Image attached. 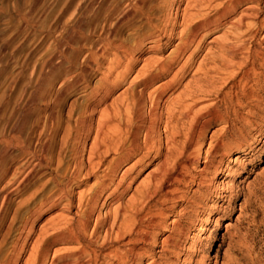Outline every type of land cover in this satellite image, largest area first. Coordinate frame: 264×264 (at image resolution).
<instances>
[{
	"label": "rangeland",
	"instance_id": "374dc122",
	"mask_svg": "<svg viewBox=\"0 0 264 264\" xmlns=\"http://www.w3.org/2000/svg\"><path fill=\"white\" fill-rule=\"evenodd\" d=\"M143 1L140 6L136 5L138 0H0V146L7 138V134L3 137L6 123L14 124L16 116L21 114L28 119L24 136L33 145V150L37 149L36 143L45 126L51 130L48 132V157L52 162L51 167L42 171L43 175L33 180L31 189L13 196L12 211L0 224V264L30 261L33 244L48 249L47 264L65 250L78 248L74 244H44L45 234L48 236L53 228L64 227L76 219L77 207L75 204L71 209L67 206L62 209L58 205L50 209L48 205H42L43 200L69 184L68 191L75 203L81 195L91 198L96 194L95 185L109 167H114L115 173L108 192L103 194L121 187V199L108 208H111L112 216L115 209L120 208L126 219L123 233L127 235L111 248L101 249L103 232L110 225L103 228L98 219V215L106 213L101 209V202L106 197L100 199L93 207L87 233L90 241L95 227L101 228L102 236L97 244L94 242L100 255L98 264H123L119 258L125 255V264H184V260H188L185 264H264V31L251 43L245 42L248 38L232 41L236 34L243 32L229 26L230 19H237L246 6L240 4L229 19L212 25L211 33L204 40L206 49L189 60L181 74L178 90L174 94L170 90L173 83L159 93L157 87L173 79L175 72L186 62V56L179 57L167 77L153 85L144 88L138 82L157 63L175 57L181 32L186 27L183 15L190 12L195 13V20L201 14L214 20L217 18L216 6L234 0ZM151 36L159 40L156 47L150 49ZM223 37L239 49L228 57L227 68L210 59L214 53L220 54L219 43ZM249 48L257 51L259 57L247 58ZM207 70L211 73L206 74ZM200 88L203 94L189 119L181 114L183 104L184 107L189 105V94ZM221 92L227 94L225 101ZM159 95L163 100L159 101L157 114L163 113L157 124L158 130L152 131L156 139L151 140L146 136L147 126ZM184 99L189 101L184 102ZM217 110L227 114L222 122L213 121L206 131L198 127L191 129L195 114L208 115ZM51 113L53 118L49 121ZM174 113L178 118L180 115L179 120L170 118ZM226 118L235 125L234 128L226 126ZM246 119L248 125L245 127ZM84 122L91 124L94 130L85 146L84 137H80ZM100 123L104 124L100 139L105 138L106 143L93 160L96 170H92L87 166V157ZM223 133L224 139L221 138ZM245 144L252 149L239 158L242 163L235 167L244 170L243 173L238 177L231 176L232 171L226 173L228 175L217 191L220 199L213 203L217 161L228 148ZM119 146L124 149L116 152ZM215 147L217 151L212 150ZM168 149L174 153L167 158ZM11 151L6 164L14 166L21 179L27 168H19L23 164L18 163L20 159L12 160L18 152ZM194 153L197 159L193 158ZM178 158L185 179L162 186L157 175L159 166L169 167L168 164L172 167ZM76 159L83 161L84 172L77 180L72 178ZM14 170L0 185V202L4 185ZM156 191L158 194L154 196ZM16 211L19 218L13 221ZM30 215L35 220L33 232L29 245L20 252L17 249L22 244L19 227ZM54 219L56 221L52 222ZM193 222L198 226L203 223L202 234L198 226L191 231ZM168 236L179 240H176L178 244L176 241L163 244Z\"/></svg>",
	"mask_w": 264,
	"mask_h": 264
},
{
	"label": "bare ground",
	"instance_id": "6f19581e",
	"mask_svg": "<svg viewBox=\"0 0 264 264\" xmlns=\"http://www.w3.org/2000/svg\"><path fill=\"white\" fill-rule=\"evenodd\" d=\"M177 1H182V0H177ZM210 1H212V0H210ZM234 1L233 2H224V3H220L219 5H217L216 8H215V10H214L216 12L217 18L214 19V20H212L211 18H209L207 16H202V14H201V16H199V14L201 12L198 14L199 17L196 20H195L196 17L194 16L195 13L194 14H190V12H189V13L184 14L182 20L186 24V27L181 32L182 38L180 40L181 42L179 41V43H180L179 46H176L175 53H174L175 54V57H173L171 60L169 59L170 61H165L164 60L163 62L157 63L155 67L151 68L152 71L147 72L145 78L143 80L141 79L142 80L141 82H138V83H140L139 86H143L144 88H147V87L153 85L154 83H156L157 81H159V80L167 77V75L171 71V68L173 66V63L179 57L186 56L187 57L186 62L175 72V74L173 76V79L162 82V84H160L157 87V89H156V92H159L160 93V92L168 89L167 86L170 87L173 83H175V85L174 86L172 85V87L170 88V90H173L174 91L173 92V94H174L178 90L176 88L180 84L181 74L184 73L185 67H186L187 63L189 62V60L192 59L195 56H198L199 53L204 50V48H205V46H203L204 40H205L206 36H208L211 33L210 32V29H211L212 25H216L217 23H220L223 19L224 20H226L227 18L229 19L230 16L234 15L237 12V9H238L237 7L240 4H245L246 6H245L244 10L242 11V13L237 17V19H235V18L234 19L232 18V20L230 19L229 26H232L233 29L235 28L236 31H238V32H240V31H243V32H241L240 34L239 33L236 34V37L232 41H235V40H239L240 41V39H243V38L244 39L245 38H248V39L245 40V42L250 41L249 43H251V41H255L256 38H257V35H259L261 32L264 31V0H234ZM143 2H144L143 0H138V4H136V5H140L141 6V4ZM135 3H136V1H135ZM201 10H199V11H201ZM174 24H176V22ZM172 26H173V24H172ZM167 27H168V25H167ZM154 29L157 30V28H154ZM242 29H245V30H242ZM152 30H153V28H152ZM155 33H156V31H155ZM157 37H158V35H157ZM152 38L153 39L150 40V45H148V47L150 49L151 48H155L156 47V44H157V42L159 40L158 38H156L154 36ZM216 38L218 39V36ZM220 41H221L219 43V45H220L219 46V48H220V54L215 55V53H214V55L210 59L212 60V62L214 64H216L217 62H221V63H223V66L227 68V67H229V64H228V61H227L228 57H230L233 54V52L234 53L237 52L236 50L238 48H235L234 47V45H236V44H233V47H232V45L230 43H228V41H229L228 38H224L223 37V39L220 40ZM237 43H239V42H237ZM238 46H240V45H238ZM252 48H254V47H252ZM191 51H192V53L189 55V53ZM248 53H249V56L247 58H249V59H252L253 57H255V59H256V57L257 58L259 57L258 52L252 50L251 48H249V52ZM91 54L93 55V53H91ZM172 55L173 54H171V56ZM99 58H101V57H99ZM94 59H95V57H94ZM245 61H246V59H245ZM218 66H220V65H218ZM51 68H53V66H51ZM200 68H201V66H200ZM110 69H112V68H110ZM207 69L211 71V68H207ZM48 70H50V69H48ZM208 70H207L206 74H208V72L209 73L212 72V71L210 72ZM222 70H223V68H222ZM215 72H216V70H215ZM251 72H252V70H251ZM187 74H188V72H187ZM249 75L250 74L248 73L247 76H249ZM206 76H208V75H206ZM102 77H103V75H102ZM105 79H106V77H105ZM133 87H135V86H133ZM154 94H156V93H154ZM202 94H203L202 88H200L198 90H195V91H192L189 94L190 101L187 100V101H189L191 103L189 105L186 104L185 107H184V104H183V111H182V113L180 111V113L183 116L189 117V119H191L190 118V114H192V112L198 106V104H199L198 101L200 99L199 96H201ZM220 95L221 96L223 95V101H225L226 98H227V94H225L224 92H221ZM160 100H163V99L159 95L158 101H156L154 103V105H153L154 106V109L150 113V119L151 120H150V123H148L149 126H147L148 127L147 128L148 131L146 133V136H147V138H149L151 140L154 137V135H152V131H154L155 129L158 130L157 124L160 123L161 118H162L163 111H160V113L157 114V112H158L157 109L161 105L160 102H159ZM169 100H170V98H169ZM180 100L181 99H179L178 101H180ZM187 101H185V99H184V102H187ZM166 102H167V100H165L164 103H166ZM184 102H182V103H184ZM221 102L222 101H220V103ZM177 103H175V104H177ZM179 104H181V101H180ZM162 106H163V104H162ZM207 109H208V107H207ZM209 110H210V108H209ZM220 110H222V109H220ZM165 111H167L166 108H165ZM223 111H225V110H223ZM48 113H50V112H48ZM88 113H90V112L88 111ZM225 114L226 113H223V112L218 111V110L216 112L212 113V114L209 113L208 115H203V113H201L199 115L198 114H195L194 115V118L192 119L191 129H193L195 127H198L202 131H206L210 127V125L212 124L213 121H221V120H223ZM85 115H87V114H85ZM16 117L17 118H16V121H15L14 124L11 123V121H9L8 123L5 122L6 125H5V128L3 130L4 131V136L3 137H5L6 134H7V136H6L7 138H5V141H3L4 143L0 146V185H1V183H3L8 178V175L10 174V172L14 170V168H13L14 166L12 167L9 164H6V160H7L8 157H10L9 155H10V151L12 149H15V151L18 152V153L14 154L12 156V160L20 159V162H18V163H23V164L19 168H27V169H26L25 173L23 174L24 177L21 178V179L18 177L19 174L17 173V170H14V174L6 182V184L4 185V190H5V191H3L4 192V196H3L2 201L0 202L1 203V205H0V224H3L4 220L9 216V214L12 211L11 210V203H12L13 196H15L17 194H20V193L26 192L30 188V186H33L32 185L33 184V180H35L39 176L43 175L42 174L43 173L42 171L44 169H47V168L51 167V164H52V162L50 161V159L48 157L49 151H50V146H49L50 139L48 137V132H50L51 130L49 131L48 130V127L45 126L44 133L41 135L38 143H36L37 149L36 150H33L32 149V146L33 145L31 146V144L28 142V140L24 136L25 129H26V126L28 124V119L25 118L21 114L20 115H17ZM48 117H49V121H50L53 118V114L52 113L49 114ZM170 118L172 120H174V121L177 120V119L179 120L180 115H179V118H178L175 115V113H174L172 115V117H170ZM91 119H92V117H91ZM247 120L248 119H246L245 123L243 124L245 127L248 125ZM144 121L146 122V120H144ZM224 123L229 128H234L235 127V125L232 122H230L229 119L225 120ZM30 124H32V123L30 122ZM50 124H51V122H50ZM103 125L104 124L101 125V123H100V125H98V129L95 130L96 131V136H95V139H93L94 142H93L92 146L90 147V154L87 157V166H89L92 170L95 169V165L92 164L93 160L95 159L96 155L98 154V152H99L102 144H105L106 143V140H104L105 138L104 139H100V136H101L100 135V131H101V128H102ZM253 125H255V124H251V126H253ZM43 127H44V125H43ZM80 127H79V129H80ZM81 129H82V133L80 134V137H84L83 138V140H84L83 146H85L86 145V141H87V139H89L90 134H91V132H92L93 129H92L91 124H89L88 122H84L82 124V128ZM142 129H144V128H142ZM121 132H123V131H121ZM108 133H110V131ZM49 136H50V134H49ZM225 137H226L225 136V133H223L221 135V138L224 139ZM154 138L156 139V137H154ZM77 140H79V139H77ZM172 140H173V138H172ZM127 143H128V141H127ZM113 145H114V143H113ZM216 147H219V146H216ZM216 147L215 148H212V150L213 151H217V148ZM121 148L119 146L118 149L116 150V152H120ZM250 148H251V146L250 145H247V144H245V145H234V146L228 148L226 150V152L222 153L221 158L216 163L217 165H219V167H218L217 174H216V176L214 178L215 190L212 192L214 194V196L212 197V202L213 203L217 202V199L218 198L220 199L219 195L217 194L218 193L217 191H218V189L220 187V183L223 182L222 181L223 178L225 176H227L230 171H232L231 176H233V175L234 176H237V175L243 173L244 170H236L235 167H238L239 164L242 163L239 158L241 156H243V157L246 156L248 154V150ZM122 149H124V147ZM61 152L59 153V155L61 154ZM172 152H170V149H168V153L165 156L168 158L169 155H172ZM122 153H123V150H122ZM208 154H210V153L208 152ZM79 155L80 154H78V156ZM158 155H159V153H158ZM192 156H193L194 159H197V155L195 153ZM117 157H119V156L116 155V158ZM179 162H180V159L178 158L177 161L175 162V164H173L172 167H170V165H168V164H167V166H169V167H165L164 164H161L159 166V168L157 170V175L159 176L158 178L160 179V183L162 184V186L169 185L172 182H181L183 179H185V176H184L183 171H182V168H181V164ZM59 165H60V161H59ZM73 167H74V164H73ZM70 168L71 167H69V169ZM82 168H83V161L75 162V170H74V172L72 174V178L73 179L77 180V179H80L81 177H83L82 176V172H83L82 171ZM71 170H70V172H71ZM87 173L85 175H88ZM114 173H115V168L114 167L107 168V172L105 174H103L101 180L98 181V184L97 185H95V188L97 186V190L95 189L96 190V192H95L96 194H94L93 196H91V198H87V197L85 198L83 195H81L78 199H76L77 203H75L74 199L70 197L71 194H69V191H68V189L70 187V184L69 185L66 184L67 186L64 189H60L59 188L58 191H56L55 193H53V194L47 196L46 198H44V200H43L44 202H43L42 205H44V204L45 205H48L50 209L51 208H54V207H56L58 205L62 206V209H65L67 207H69L71 209V208H73V206H75V204H76V207H77V213H76L77 217H76V219L72 223H69L68 222V223H66L64 225V227L53 228V232L52 233L50 232L51 234H48V236H46V234L44 232V234H45V236H44V244H47V245H50V246L57 245V244H59V245H73V244L74 245H78V248H76V249L69 250V251H66L65 250L64 253H61L60 255H58L57 257H55L54 260L50 264H98L99 263L100 255L98 254V250H97L98 246L96 244L100 240V237L102 236L101 235L102 232H100V229L101 228H98L97 226L95 227V229L91 233L90 241H88V239H87V233H88V230H89L90 220L93 218V213H94L93 207H94V205L97 204V202H99L100 199H102L104 197H106V198L101 202V209H105L106 210V213L105 214H102V216H101V214L98 215V219H101L103 228L105 226H107V225H110V228L105 229L104 232H103L104 235L102 237L101 249H108L111 245H115V244L119 243L123 239V237L125 238V235H127V233H125V232L123 233V230H125V227L123 226V221L126 220L124 218V215L122 216V213H120V211H119L120 208L118 207V208L115 209L114 215L112 216L113 213L111 214V212H110L111 208H108L110 205H113L114 203H116L117 201H119L121 199V196H120L121 187L120 188L118 187V188L114 189L109 194H107V193L103 194V192H105V191H107L109 189V186H110L109 183L111 181H113L112 179H113V174ZM226 173H228V174L226 175ZM233 179H234V177H233ZM99 190H100L101 193H98ZM157 191L154 193V196H156L158 194ZM92 194H93V192H92ZM88 197H90V196H88ZM151 201H152V199H151ZM210 213H212V212H210ZM210 213H209V215H210ZM209 215L205 219V221H207V220L209 221ZM18 218H19L18 217V213L16 211L15 214H14L13 221H15ZM33 218H34L33 215H30L28 217H25V220H23L22 226L19 227V228H21V232H19L20 233L19 234V239L22 240L21 241L22 244L17 249H20V252L23 251L26 248L25 245L28 244L29 237H30V235L33 232V223L35 221V220H33ZM112 218H113V221L111 223ZM55 221H56L55 219L52 220V222H55ZM205 221L204 222L202 221V222L205 223ZM208 221H207V223H208ZM203 223L200 226H198L197 223H195V222L191 223V231H195L197 229V226H198L199 233L203 232L204 229H205V226L203 225ZM96 225H97V223H96ZM99 225H100V223H99ZM42 228L43 227L40 228L41 231H42ZM114 233H115V237L112 238V235ZM133 234H134V232H133ZM176 240H174L173 237H169V238H167V239H165L163 241V244H172V243H175ZM177 241H179V240H177ZM177 241H176V244H178ZM194 242H195V239L192 240V243H194ZM32 248H33V251L31 253V255L29 256V258L31 260L28 261V262H25V264H47V261H48V258L47 257H48V252H49L48 249L47 248H44V247H40V246H38V248H37L36 247V244H33V247ZM117 255L118 254H115V256L118 258L119 256H117ZM125 258H127V255L121 256V258H119L121 261H123L122 262L123 264H125V262H124V261H126ZM187 261L188 260H184V264ZM118 264H120V263H118ZM190 264H193V263L191 262Z\"/></svg>",
	"mask_w": 264,
	"mask_h": 264
}]
</instances>
